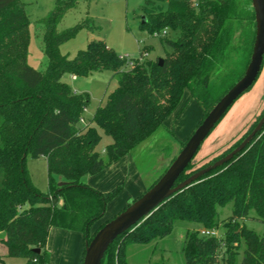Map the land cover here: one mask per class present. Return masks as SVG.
<instances>
[{
  "label": "trees",
  "instance_id": "16d2710c",
  "mask_svg": "<svg viewBox=\"0 0 264 264\" xmlns=\"http://www.w3.org/2000/svg\"><path fill=\"white\" fill-rule=\"evenodd\" d=\"M195 1L196 5L191 0H144L139 8L145 18L142 26L151 33L166 30L177 36L164 38L171 51L161 58V64L158 58L144 57L146 51L142 50L132 58L133 66L125 70L120 55L102 39L89 41L73 58L61 53L59 45L80 27L96 26L87 18L58 30V23L77 0H55L54 9L40 19L42 51L47 58L40 71L27 61L31 37L24 4L0 0V232L4 233L0 242L6 256L24 258L25 264H50L49 232L63 228L82 233V264L85 244L112 217L94 229L93 224L103 217L108 201L120 190L104 194L83 183L82 178L107 168L153 135L182 108L186 91L203 111L201 121L240 79L255 36L251 0ZM104 70L119 73L120 83L107 94L105 104L95 109L90 121L80 125L89 95L73 90L61 78L64 74L86 77ZM97 128L111 137L104 159L95 149L101 138ZM223 153L194 169L193 158L175 183L214 163ZM28 156L45 158L46 193L35 187L29 175ZM228 202L232 203V215L224 221L223 238L187 230L181 249L185 264H235L241 242L242 264H264V236L239 221L253 210L264 223V125L232 160L172 194L119 235L100 264H127L128 243L164 237L177 220L215 229L219 224L217 208Z\"/></svg>",
  "mask_w": 264,
  "mask_h": 264
},
{
  "label": "rangeland",
  "instance_id": "374dc122",
  "mask_svg": "<svg viewBox=\"0 0 264 264\" xmlns=\"http://www.w3.org/2000/svg\"><path fill=\"white\" fill-rule=\"evenodd\" d=\"M28 15L30 43L28 46L29 65L42 71L46 65V55L42 51L43 24L40 19L54 9L55 0H21ZM196 5L195 0H191ZM251 3V2H250ZM144 0H77L76 6L71 8L62 17L57 25L58 30L71 28L81 24L87 18L96 26L93 29L80 27L73 37L59 45V51L68 58H73L78 50L86 48L91 40L102 39L119 55H127L131 58L138 57L145 50L146 58H163L171 48L165 43L164 38H175L177 33L167 32L166 35L154 34L142 26V16L139 8ZM251 8V4L249 5ZM236 34V39H237ZM264 61V59H263ZM124 66L123 69H128ZM67 75L62 76L66 82ZM120 74L109 70L93 72L86 77H79L72 83L73 89L87 92L90 102L83 111L86 122L93 117V112L98 106L104 105L106 96L120 83ZM70 83V82H69ZM70 83V85H71ZM179 110L172 113L163 125H161L149 138L141 142L132 152L126 155V162L133 166V171L140 174L146 191L155 179L160 177L168 167L170 160L176 156L181 147V142L196 129L203 111L200 106L191 99L186 91ZM264 112V62L261 72L254 84L240 96L229 108L223 118L216 124L214 130L203 140L200 149L192 161L193 169L200 167L217 155L225 154L238 144L247 132L261 118ZM81 125V124H80ZM100 140L95 149L101 157L105 155L107 143L111 137L97 128ZM27 169L35 187L42 193L48 191V177L46 176V161L43 157L26 158ZM129 172V173H127ZM126 179H132L131 169H128ZM90 175H85L82 182L88 185ZM144 191V192H145ZM142 194V193H141ZM132 202V198L128 203ZM232 215V203L218 206V227L215 228L216 237L225 236L224 221ZM241 225L253 230L258 235L264 236V223H262L253 210L244 219L239 220ZM202 227L194 221L177 220L172 230L164 237L146 243H128L125 248V261L127 264H185L183 251H181L187 230L199 231ZM2 236L4 233L1 232ZM79 235L81 250L84 248V238ZM244 244L241 242L236 254L235 264H242ZM55 251L53 248L48 247ZM2 251L0 246V252ZM56 255V254H53ZM58 256V255H57ZM82 256V254H81ZM0 264H25L21 257H9L0 253Z\"/></svg>",
  "mask_w": 264,
  "mask_h": 264
},
{
  "label": "water",
  "instance_id": "95a60500",
  "mask_svg": "<svg viewBox=\"0 0 264 264\" xmlns=\"http://www.w3.org/2000/svg\"><path fill=\"white\" fill-rule=\"evenodd\" d=\"M255 20V36L253 48L244 73L224 95L215 102V105L203 117L196 129L185 141L175 159L170 163L155 184L143 192L137 199L129 203L123 211L109 219L100 227L92 237L93 239L85 244L84 258L82 264H100L105 251L110 244L123 234L126 230L140 222V219L149 215L164 200L172 194L183 190L186 186L199 179L203 174L217 168L230 160L242 151L253 137L261 131L264 123V114L257 121L256 126L247 134L242 141L223 157L214 163L207 165L188 176L185 180L175 183L178 177L185 170V167L192 161L194 154L200 148L203 140L215 127V124L228 111V108L253 85L261 71L264 57V0H251ZM142 21L145 18L142 17ZM162 59L158 58L161 64ZM62 183V182H61ZM59 183V185H61ZM39 252V248H34Z\"/></svg>",
  "mask_w": 264,
  "mask_h": 264
},
{
  "label": "crops",
  "instance_id": "0c3cea01",
  "mask_svg": "<svg viewBox=\"0 0 264 264\" xmlns=\"http://www.w3.org/2000/svg\"><path fill=\"white\" fill-rule=\"evenodd\" d=\"M64 75H67L68 78H66V80L67 79L68 80L66 81V83H68L69 85L71 82L74 83V81L79 78V76L76 75H70V74H64ZM72 83L70 86L73 88ZM73 90H76L77 92H81L76 88H74ZM126 155L120 158V160L108 165L107 168L95 174L90 175L91 177H89L88 179V185L90 187H94L104 194L113 192L118 187H120L119 192L111 200L108 201L106 205L107 208L103 217L95 221V223L93 224L92 227L93 229L99 224L108 220L110 217L117 215L125 207V205L128 204L130 198H132L133 200L139 197V195L145 191L144 183L142 181L140 174H137L135 172V168L133 171V166L129 165L126 162ZM104 157L102 158L104 159ZM128 169H131L130 172V174L132 175L131 180L128 178L126 179V176L128 175L125 174L129 173L127 172ZM75 233H76L75 231H71L63 228L62 229L51 228L47 238L48 239L47 248L51 247L55 251L50 250L49 253L50 264H80L81 244H80L79 235ZM1 237L2 234L0 232V238ZM0 246L2 249L0 253H5V250L1 245V242H0Z\"/></svg>",
  "mask_w": 264,
  "mask_h": 264
},
{
  "label": "built area",
  "instance_id": "2783aa9c",
  "mask_svg": "<svg viewBox=\"0 0 264 264\" xmlns=\"http://www.w3.org/2000/svg\"><path fill=\"white\" fill-rule=\"evenodd\" d=\"M160 32L163 33V35H166V30H162ZM154 34H160V33L159 32H156ZM120 58L123 60L124 65H126L128 67H132L133 66L134 61H133V59L131 57H129L127 55L120 54L119 59ZM78 123L81 124V125H84L86 123L84 117H80ZM198 233L201 236H203V235L204 236H212V237H216L217 236L214 229H206V228H203V229L199 230Z\"/></svg>",
  "mask_w": 264,
  "mask_h": 264
}]
</instances>
